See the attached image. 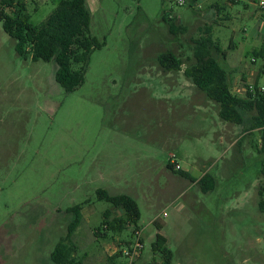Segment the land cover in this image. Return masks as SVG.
<instances>
[{"label":"rangeland","instance_id":"rangeland-1","mask_svg":"<svg viewBox=\"0 0 264 264\" xmlns=\"http://www.w3.org/2000/svg\"><path fill=\"white\" fill-rule=\"evenodd\" d=\"M23 1L35 26L59 0ZM177 1L85 0L102 46L69 93L55 82L53 62L15 52L0 21V264H52L69 222L64 211L75 204L76 264H125L121 251L134 244L135 226L141 247L132 264L161 263L156 234L171 264H264L259 132L222 121L218 105L182 73L193 63L192 39L209 25L231 92L262 84L264 0ZM169 22L185 31L171 33ZM167 50L181 58L180 70L159 66ZM170 160L195 179L212 175L214 188L203 193ZM99 189L134 199L136 225L95 235L105 210L120 214Z\"/></svg>","mask_w":264,"mask_h":264},{"label":"trees","instance_id":"trees-1","mask_svg":"<svg viewBox=\"0 0 264 264\" xmlns=\"http://www.w3.org/2000/svg\"><path fill=\"white\" fill-rule=\"evenodd\" d=\"M164 14L169 18L166 12ZM0 21L4 32L14 40V49L19 56L29 57L32 61L54 63V80L66 93L74 91L84 82L89 56L102 46V42L90 34V15L85 0H59L43 22L35 26L29 23L23 0H0ZM168 30L173 34L182 33L185 26L169 22ZM203 31V34L192 39L193 63L186 66L182 73L218 105V117L222 121L244 125L243 132H259L257 151L262 154L259 172L264 179V93L259 91L256 84L244 85L245 91L241 95L231 92L228 74L213 55L220 53V48L212 39L211 27L207 25ZM261 55L262 49L253 53L254 58ZM157 59L159 66L166 71H178L183 63L170 50L158 55ZM75 64L78 68H73ZM167 167L180 172L170 164ZM180 175L196 182L203 193L214 188L215 180L207 172L198 179L185 172H180ZM261 191H264V185ZM96 194L99 199L108 202L111 208L119 210L120 214L112 216V210H105L101 228L95 230V235L105 236V230L121 231L126 226L136 225L139 211L134 199L126 194L109 195L101 189ZM259 207L264 208V201L259 202ZM81 209V205L75 204L64 211L69 222L65 235L58 239L49 253L52 264H76L72 256L74 246L71 237L81 223ZM156 227L160 228L158 225ZM165 241L162 235L156 234L152 250L153 253H160V264H171V253L164 247Z\"/></svg>","mask_w":264,"mask_h":264},{"label":"built area","instance_id":"built-area-1","mask_svg":"<svg viewBox=\"0 0 264 264\" xmlns=\"http://www.w3.org/2000/svg\"><path fill=\"white\" fill-rule=\"evenodd\" d=\"M183 2H184L183 0H178L177 1V4L178 5H182ZM259 5L260 6H263L264 5V2L263 1H260L259 2ZM251 60H254V58L251 59ZM258 89H259L260 92H263L264 93V82L258 86ZM263 129H264V126H263ZM171 157H172V155H171ZM169 164L172 165L175 169H179V165L176 164L173 160H170ZM133 233L136 236V239H135L134 244L131 245V246H127L126 249H123L121 251V254H123L124 257L127 258V262L125 264H132L133 259L135 258L137 252L140 250V247H141L140 240H139V237H138L139 230L137 228H135L133 230ZM114 251H115V249L110 248V251L109 252L110 253H113Z\"/></svg>","mask_w":264,"mask_h":264},{"label":"crops","instance_id":"crops-1","mask_svg":"<svg viewBox=\"0 0 264 264\" xmlns=\"http://www.w3.org/2000/svg\"><path fill=\"white\" fill-rule=\"evenodd\" d=\"M199 177H201V175H200ZM199 177H198V178H199ZM198 178H197V179H198Z\"/></svg>","mask_w":264,"mask_h":264}]
</instances>
